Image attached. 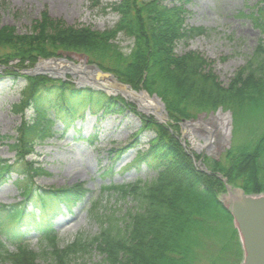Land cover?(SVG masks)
<instances>
[{"label":"trees","instance_id":"1","mask_svg":"<svg viewBox=\"0 0 264 264\" xmlns=\"http://www.w3.org/2000/svg\"><path fill=\"white\" fill-rule=\"evenodd\" d=\"M176 1L171 6L165 0L115 1L109 7L118 19L110 29L100 31L66 24L45 11L24 34L17 33L14 26L0 27V65L7 71H23L40 58L81 55L89 64L117 76L126 89L159 95L168 116L166 123L148 116L142 119L137 133L150 129L154 136L135 163H144L154 175L106 186L122 199L123 206L101 212L93 205L99 229L92 236L79 235L58 248L56 236L50 228L45 229L43 220L32 222L38 216L43 218L53 202L64 200L69 207L83 200L82 185L41 191L28 182L20 186V204L2 206L0 262L36 264L38 254L10 229V225L24 221L32 222L29 226L43 231L49 241L53 259L46 264H71L72 256L91 252L99 254L101 264H228L229 259L230 264H240L242 246L220 201L226 190L217 173L246 194L264 193V0H256L249 12L243 13L260 30L261 38L226 86L218 81L211 61L200 53L174 51L177 41L206 32L201 26H185L188 0ZM121 33L133 42L127 53L114 42ZM19 75L25 85L15 111L30 109L33 116L17 127V137L9 144L16 158L12 163L0 161V179L11 170L18 172V181L46 174L25 158L36 143L55 133L50 111L68 126L86 109L91 113L120 110L121 97L100 96L59 77L28 72ZM219 108L233 114L234 134L246 129L249 139L232 145L223 159L205 158L210 170L206 173L194 165L184 148L179 125ZM25 202L32 205L31 211L21 205ZM12 242L16 248L10 252L7 243Z\"/></svg>","mask_w":264,"mask_h":264},{"label":"rangeland","instance_id":"2","mask_svg":"<svg viewBox=\"0 0 264 264\" xmlns=\"http://www.w3.org/2000/svg\"><path fill=\"white\" fill-rule=\"evenodd\" d=\"M115 1L119 0H0V27L2 25L14 26L17 33L24 34L28 32L34 19H38L45 11L52 18H60L69 25L87 26L97 31L106 30L114 26L118 19L116 12L109 7ZM174 2L177 1L165 0L168 6ZM255 3L256 0H188L184 6L187 9L185 26H201L206 32L187 41H177L174 51L176 54H183L187 51L200 53L206 60L211 61L212 71L218 81L226 86L235 69L242 66L261 38L260 30L247 16L243 15V13H248ZM114 42L121 52L126 53L133 45L132 39L123 33L119 34ZM61 57L75 64L85 61L88 65L81 55L70 53L62 54ZM48 61L51 62V60ZM44 62L47 61H39V63ZM13 64L11 62L10 66ZM31 71L35 72V68L30 67L20 72L16 70L12 72L0 65V161L9 163L14 161L15 151L9 144L16 139L17 127L21 125V121L33 116V111L30 109L15 111L17 103L20 102L21 89L25 85V80L19 74L21 72L32 74ZM91 73L86 76L83 72L76 73L75 70L64 67L57 72L40 69L34 74H49L56 76L53 78L70 80L77 87L76 83L81 81V77L86 76L87 78ZM116 78L117 76L112 77L115 81L118 79ZM83 86L92 88L100 96L121 97L125 102L119 98L122 101L119 102L120 110L115 112L107 109L108 112L99 110L91 113L86 109L78 115V118L71 120L68 126L58 118H54L53 111H50L49 117L51 116L54 121L55 133L42 142L36 143L33 146V152L25 158L26 162H30L33 166L42 167L46 174L33 177L27 175V179L18 181V172L11 170L0 179V215L3 214L2 206L20 204L23 200L20 186L27 182L37 191L59 190L63 185L68 188L74 184L83 186L85 191L83 200L76 201L69 207L66 206L64 200L57 204L53 202L51 204L53 206L47 208L43 218L38 216L32 219L33 223L35 220H43L46 225L45 229L52 230V233L56 235L58 248H64L65 245L75 241L79 235L87 238L98 231V223L93 217V205L97 206L96 211L101 209V212L109 207L117 210L118 207L123 206V202H120L122 199L114 191L105 189L106 186L128 184L137 179L147 180L154 175V172L144 163H135L138 153L145 152L148 148L149 140L154 136V132L150 129L138 133L137 131L141 129L143 118L153 117L156 121L160 118L150 112H145L136 100L120 92L109 94L103 88L89 85H82L80 88ZM127 90L131 89L127 88ZM131 91H143L148 94L142 89ZM163 114V117L168 119L164 107ZM218 116H221L219 123L222 131L223 125L225 128L224 141L214 133L209 134V129L207 130L204 126L194 124L195 128L188 127L192 122L198 121L212 125L215 117ZM233 121V114L223 109L212 114L201 113L194 120L188 121L189 123L185 126L183 121L180 122L179 136L198 169L208 170L206 172L210 173L204 163L205 158L223 159L224 153L232 145L249 139L246 129L234 134ZM209 135L213 136L211 138L213 150L207 149L209 148ZM203 144L205 145L200 147ZM116 150L121 152L118 153ZM196 155H200L201 158H196ZM217 176L225 182L226 190L227 180L222 177V174L217 173ZM229 187L232 189L239 186L229 185ZM227 198L226 190L220 195V201L224 202ZM21 205L25 206L27 211L33 208L29 202ZM28 219L31 220V218ZM28 223L22 221L10 225L11 232H16V238H20L21 242L28 245L31 251L38 254L36 264H46L53 259L50 244L43 237L44 233L40 229L26 230L25 228L31 227ZM8 226L7 224L6 227ZM7 246L10 252L15 251L14 242L7 243ZM231 261L232 259H229L228 264ZM70 262L71 264H101L100 256L96 252L77 254L71 257ZM0 264L10 263L1 261Z\"/></svg>","mask_w":264,"mask_h":264},{"label":"water","instance_id":"3","mask_svg":"<svg viewBox=\"0 0 264 264\" xmlns=\"http://www.w3.org/2000/svg\"><path fill=\"white\" fill-rule=\"evenodd\" d=\"M57 59L65 61L62 57L40 60L55 61ZM38 63L34 67L35 72L40 71L37 67ZM87 66L97 74L112 77L96 65L90 64ZM161 106L164 107L163 103H161ZM165 120V117L159 119V121ZM205 171L208 172V170ZM226 190L228 198L222 204L225 211L232 216V221L240 235L244 254L241 264H264V194H259V196L245 195L243 189L239 187L230 189L228 185H226Z\"/></svg>","mask_w":264,"mask_h":264},{"label":"bare ground","instance_id":"4","mask_svg":"<svg viewBox=\"0 0 264 264\" xmlns=\"http://www.w3.org/2000/svg\"><path fill=\"white\" fill-rule=\"evenodd\" d=\"M48 62V63H47ZM44 63H39L38 64V68L39 69H44L46 71H50V72H57L58 70H60L61 68L64 67H68L69 69H73L76 71V73H81L83 72L84 75H88V73H91L92 70L89 69V67L86 65L85 61H80L79 63L75 64L74 62H70L67 60H51ZM50 62V63H49ZM47 63V65L45 64ZM64 67H63V66ZM86 76L81 77V83L85 84V85H89V86H93V87H98V88H103L107 93L109 94H113V93H117L120 92L123 95L127 96L128 98H131L132 100H136L137 104L139 105V107H141L142 110H144L145 112H150L152 113L155 117L157 118H164V114H163V107L161 106V101L159 100V98L156 97H151L150 95H148L147 93L141 91V92H134L131 90H127L125 87H122L119 85V83H117L115 81V79H112L109 75H105V74H97L95 72H92L91 74H89V77L86 78ZM221 119V116L215 117V122L212 125H208L207 123H203L201 122H195V123H191L188 125V127L190 128H195L196 126H204L207 128L209 134L214 133L215 135H218L222 141H224V133H225V128L223 125V131L221 128V125L219 123ZM194 124H196V126H194ZM209 141H208V150H213V144H212V135H209ZM205 144H203L200 147H203ZM207 147V146H206Z\"/></svg>","mask_w":264,"mask_h":264}]
</instances>
